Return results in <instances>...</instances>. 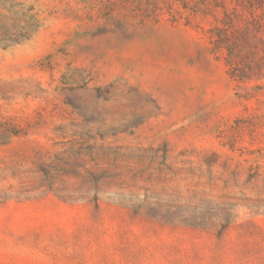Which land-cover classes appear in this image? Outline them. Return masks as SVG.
I'll return each mask as SVG.
<instances>
[{"label": "rangeland", "instance_id": "obj_1", "mask_svg": "<svg viewBox=\"0 0 264 264\" xmlns=\"http://www.w3.org/2000/svg\"><path fill=\"white\" fill-rule=\"evenodd\" d=\"M178 2L0 0V264H264V79Z\"/></svg>", "mask_w": 264, "mask_h": 264}, {"label": "trees", "instance_id": "obj_2", "mask_svg": "<svg viewBox=\"0 0 264 264\" xmlns=\"http://www.w3.org/2000/svg\"><path fill=\"white\" fill-rule=\"evenodd\" d=\"M170 8L174 5L169 2ZM178 17L207 26L209 44L223 56L231 79L250 83L264 79V0H179ZM184 12L187 15L183 17Z\"/></svg>", "mask_w": 264, "mask_h": 264}]
</instances>
